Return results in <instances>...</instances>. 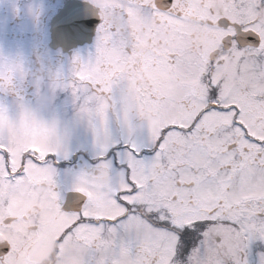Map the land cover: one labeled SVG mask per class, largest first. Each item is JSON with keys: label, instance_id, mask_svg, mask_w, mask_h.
<instances>
[{"label": "snow or ice", "instance_id": "obj_1", "mask_svg": "<svg viewBox=\"0 0 264 264\" xmlns=\"http://www.w3.org/2000/svg\"><path fill=\"white\" fill-rule=\"evenodd\" d=\"M91 2L100 17L94 53L73 56L69 77L57 72L55 83L70 91L98 149L74 185L86 197L77 211L62 210L55 190L59 132L23 149L13 138L27 72L0 54V95L14 101L0 100V264H30L44 240L61 252L78 245L77 264H249L253 245L264 246V0ZM138 15L152 23L129 39L121 25ZM193 29L203 43L166 50ZM140 65L168 71L175 83L155 91L132 83L124 69ZM141 112L154 121L139 120ZM98 168L119 178L98 182ZM25 185L47 188L53 222L18 240L6 212ZM256 256L264 264V251Z\"/></svg>", "mask_w": 264, "mask_h": 264}, {"label": "flooded vegetation", "instance_id": "obj_2", "mask_svg": "<svg viewBox=\"0 0 264 264\" xmlns=\"http://www.w3.org/2000/svg\"><path fill=\"white\" fill-rule=\"evenodd\" d=\"M86 2L90 3L89 0H15V2L26 3L28 8L31 7L36 9V14L39 13L41 17V28L37 30H18L19 33L22 34L23 37H35L38 36L39 38H43L42 41H45L44 38L48 36L49 38V30L47 28L48 20L58 12V10L62 7L63 4L67 2ZM8 6H10V0H8ZM36 4H38V8H36ZM48 4H50V9L47 10ZM93 6V5H92ZM96 8V7H95ZM97 9V8H96ZM97 13L98 9H97ZM99 16V15H98ZM100 23V17H99ZM149 19L144 16H136L125 21L121 25V29L123 32L127 34L129 39L136 38L141 39L142 37L146 36L147 31L146 29L149 28L150 25ZM97 28V27H96ZM200 36L199 33L193 29L191 31H181L176 33L170 42V46L166 49L168 51H175L177 48L183 46L188 40H192ZM95 37H96V29L94 30L93 36L89 41V44H82L78 45L72 51L63 52L61 48H57L55 50L49 47V40L46 44H41L38 47V51H50L54 58H52L53 63L58 64L60 60L67 59L69 55L74 53V56L79 53L82 57H87L90 53H94L95 50ZM188 39V40H187ZM193 44V42H192ZM24 51H27L29 54L32 55V59H35L33 56V52L35 49L33 47H24ZM147 49L141 48L139 52H145ZM67 61V60H66ZM69 62V61H68ZM135 62V58L133 59V63ZM146 67H150L147 65H140L135 69H124V74L127 79H129L132 83L141 84L146 87L151 88L152 90H157L164 88L166 86L165 81H161L158 78H149L146 76V72L144 69ZM134 73V75H133ZM168 74L172 75L168 72ZM38 76H40L38 74ZM172 77V76H171ZM41 94H32L28 93L24 96V102L34 106L35 108L30 112L23 115H19L18 119L11 125L14 128V131L18 133L19 128L26 127V128H35V130H40L43 128V125L37 126V119L43 118L47 120H51L54 118H66L69 115L68 109L63 111L58 104L61 101V98H51V101L54 102L46 103V107L36 112L37 107V96ZM47 102L48 97L44 96ZM72 97L71 94L68 98ZM9 99V98H8ZM11 100V99H9ZM66 100V99H65ZM130 102V96L126 93L125 102ZM148 116L152 117L150 121H145L143 117ZM138 119L146 122L152 123L155 119L154 113L148 112H141L138 113ZM89 128V126H88ZM111 128L114 135H119L118 126L115 122L111 123ZM89 131L91 129L89 128ZM37 142V141H36ZM32 142V143H36ZM30 143V142H29ZM19 145V143H18ZM21 149L23 147L19 145ZM95 151V150H94ZM95 154L93 153L92 149L89 150H79L73 151L70 156H64L61 159L59 156H54L50 163L56 170V175L54 177L56 181V188L55 190L60 195V203L62 210L66 212H73L77 211L79 205L76 203V200L72 202V206H65L66 200L68 195L74 194L78 198H83L86 200V197L83 193L77 192L72 189H64V178L66 179H73L74 182L77 183L78 176L82 171H91V169L96 164ZM108 172L113 178L119 176V173L116 171H112L105 168H98L95 172V180L98 182H106L99 174L101 172ZM100 177V178H99ZM110 182V181H107ZM75 183V184H76ZM52 207V202L48 198V190L45 187L36 186L35 188L29 187L27 185L21 190L19 197L14 201L12 207L7 210L6 214L12 218H14V223L12 225V235L15 239L22 240L25 237H31L34 235L33 233V226L34 224H51L53 222V217L50 214V209ZM70 208V209H69ZM74 246L76 244L71 245L69 248H65L62 252L58 251L59 245L54 240H44L41 241L32 251L30 256V264H66V256L74 250ZM39 257V260H37Z\"/></svg>", "mask_w": 264, "mask_h": 264}, {"label": "rangeland", "instance_id": "obj_3", "mask_svg": "<svg viewBox=\"0 0 264 264\" xmlns=\"http://www.w3.org/2000/svg\"><path fill=\"white\" fill-rule=\"evenodd\" d=\"M89 1L91 2V0ZM8 3V0H0V54L11 59L21 60L23 62L27 75L20 87L22 88L24 96L28 93H32L41 94L43 97L47 96L48 98H61L62 100L58 102L60 108L63 111L68 109V113L70 115L66 118H54L51 120L42 118L43 122L40 125H43V128L40 130L21 127L19 128L18 133H16L14 128L11 127L13 138L22 147H24L26 143L36 141L47 144L56 141L57 131L61 135L63 130H66L67 135L62 142L60 155H58L60 159L64 156H70L73 151L89 149H92L95 156H97L98 149L94 144L93 134L89 131L87 122L78 118L73 98H68L71 94L70 91L61 90L55 86L57 72L62 73L65 78L69 77L71 61L74 53L69 55L67 59L63 58L60 60L58 64L53 63L52 58H54V55L50 51H45V49L44 52L37 50L41 44H46L48 42V36L44 38L45 41H42L43 38L41 37H23L22 34L18 32V30L38 31L39 28H41V17L39 13L36 15V9L34 10L33 7L29 9L26 3L15 2V0H10V6H8ZM91 5L95 7L92 2ZM49 7L50 4H48L47 10L50 9ZM36 8H38V4H36ZM188 42H193V45H195L197 43H203V39L201 36H197L192 38V40H188ZM26 46L33 47L35 49L33 52V56H35L34 60H31V54L24 51V47L26 48ZM226 70L228 74L225 75L232 77L233 69L228 68ZM144 71L146 72V76L149 78H158L160 73L168 74V71L153 67H146ZM38 74L40 77L37 76ZM170 76L174 78V81L176 80L173 75ZM37 77H39V80L37 81L40 85L39 88L33 85V81L36 80ZM161 81L163 82V80ZM165 83V87H171L175 82ZM8 98L9 97L0 95V100L11 106L14 101L9 100L10 98ZM52 103L54 105V102L51 101L50 104ZM34 108V106L27 103L20 105L19 115L30 113ZM38 120L40 119H37V121ZM4 122L7 123V117H5ZM118 178L119 176L116 178L114 176L112 181H115ZM75 183L76 182H74L73 179L64 178V189L74 188ZM258 251H264V246L254 244L251 254L249 255V264H256V253Z\"/></svg>", "mask_w": 264, "mask_h": 264}, {"label": "water", "instance_id": "obj_4", "mask_svg": "<svg viewBox=\"0 0 264 264\" xmlns=\"http://www.w3.org/2000/svg\"><path fill=\"white\" fill-rule=\"evenodd\" d=\"M98 23L97 11L88 3L76 1L65 3L51 20L50 47L61 48L63 52H69L78 45L90 43ZM74 200L79 206L84 202L83 198L70 194L65 206H72Z\"/></svg>", "mask_w": 264, "mask_h": 264}, {"label": "clouds", "instance_id": "obj_5", "mask_svg": "<svg viewBox=\"0 0 264 264\" xmlns=\"http://www.w3.org/2000/svg\"><path fill=\"white\" fill-rule=\"evenodd\" d=\"M226 75L228 74L227 70H226ZM159 78L167 83H174V78L171 77L169 74L167 73H160L159 74ZM39 80V77H37L36 80L33 81V85L37 88H39V84L37 83V81ZM125 97H126V93H121L120 94V100L121 102H125ZM51 102V98L47 99V102L45 100V97H43L42 95H38L37 96V107H36V112H39L40 109L46 107V103H50ZM143 119L147 122L150 121L152 119V117H148L145 116L143 117ZM58 123V122H57ZM135 133V129L133 130V134ZM67 135L66 130H63V132L60 135V139L64 140L65 136ZM106 182L107 181H112L114 178L106 171L101 172L99 174ZM79 255V246L76 245L74 246V250L71 251L67 256H66V264H77V257ZM37 260H39V257H37Z\"/></svg>", "mask_w": 264, "mask_h": 264}]
</instances>
